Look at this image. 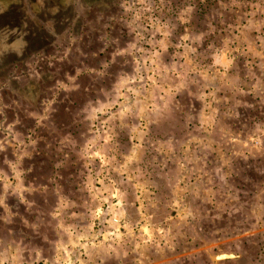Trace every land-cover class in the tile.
Here are the masks:
<instances>
[{"label":"clouds","instance_id":"9594fccd","mask_svg":"<svg viewBox=\"0 0 264 264\" xmlns=\"http://www.w3.org/2000/svg\"><path fill=\"white\" fill-rule=\"evenodd\" d=\"M0 264H264V0H0Z\"/></svg>","mask_w":264,"mask_h":264}]
</instances>
